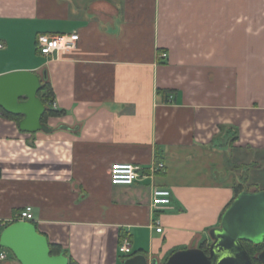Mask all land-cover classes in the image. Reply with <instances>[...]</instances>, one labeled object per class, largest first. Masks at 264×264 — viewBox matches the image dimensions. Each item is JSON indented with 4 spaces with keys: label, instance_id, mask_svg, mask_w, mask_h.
Wrapping results in <instances>:
<instances>
[{
    "label": "crops",
    "instance_id": "0c3cea01",
    "mask_svg": "<svg viewBox=\"0 0 264 264\" xmlns=\"http://www.w3.org/2000/svg\"><path fill=\"white\" fill-rule=\"evenodd\" d=\"M71 32L75 49L39 52ZM0 45V75L46 71L59 111L25 132L0 110V219L32 206L80 264H125V237L164 264L211 243L234 186L264 189V0H0ZM157 161L111 182L113 163Z\"/></svg>",
    "mask_w": 264,
    "mask_h": 264
},
{
    "label": "water",
    "instance_id": "95a60500",
    "mask_svg": "<svg viewBox=\"0 0 264 264\" xmlns=\"http://www.w3.org/2000/svg\"><path fill=\"white\" fill-rule=\"evenodd\" d=\"M33 71L18 70L0 75V107L21 119L25 132L49 131L43 122L47 106L39 96L43 79ZM209 250L186 248L173 252L164 264H255L244 241L264 242V189L240 192L225 209L220 225L210 230ZM0 247L9 250L20 264H69L66 252L52 254L48 237L31 221H15L0 233ZM264 264V250L258 255ZM125 264H159L143 254L129 256Z\"/></svg>",
    "mask_w": 264,
    "mask_h": 264
},
{
    "label": "built area",
    "instance_id": "2783aa9c",
    "mask_svg": "<svg viewBox=\"0 0 264 264\" xmlns=\"http://www.w3.org/2000/svg\"><path fill=\"white\" fill-rule=\"evenodd\" d=\"M80 35L78 32L71 33H56V34H40L37 38V46L39 52L46 57H54L60 51H70L77 47ZM1 47V45H0ZM163 57H167V53H163ZM53 107L56 103L53 102ZM164 162L157 161L151 164L145 173V168L140 164L133 162H116L113 163L110 170L111 182L116 185H131L148 176H153L157 172L164 170ZM172 192L165 187H155L152 193V204L157 209H163L171 205ZM13 220V219H12ZM16 221H35L33 207L25 206L16 216ZM159 224V226H157ZM156 230L161 232L163 228L160 223H155ZM3 220L0 219V233L4 228ZM119 251L126 256L134 255L132 243L129 237H125L119 245ZM9 259V250L2 249L0 251V261Z\"/></svg>",
    "mask_w": 264,
    "mask_h": 264
},
{
    "label": "trees",
    "instance_id": "16d2710c",
    "mask_svg": "<svg viewBox=\"0 0 264 264\" xmlns=\"http://www.w3.org/2000/svg\"><path fill=\"white\" fill-rule=\"evenodd\" d=\"M43 87L42 89L39 91V96L41 97L42 101L44 102L45 105H47V110L43 116V120L45 121L48 117L50 116H53V115H58L59 114V111H57L55 108H53L51 106V103L53 101V90H52V86H51V83L49 81V78L47 79H43ZM0 110L9 118H12V119H15V120H20L21 117L20 116H16V115H13L11 113H8L6 112L3 108L0 107ZM234 189V198L242 191L244 190H248V191H259V190H262L260 187H256V188H252V187H247V186H244L243 184H238L236 186L233 187ZM233 201V200H232ZM231 201V202H232ZM228 203L227 207L231 204ZM226 207V208H227ZM225 208V209H226ZM16 220H12V221H9L7 223L4 224V226H7L13 222H15ZM40 232V231H39ZM44 234V233H43ZM126 234H123V237L122 239L125 237ZM50 242V247H51V250H52V254H59L61 252H63V248L61 247V245L59 244H56V243H53L49 240ZM205 243H202L200 245V248L204 249L206 252H208L209 250V245H204ZM208 246V247H207ZM244 246L245 248L247 249V251L249 252V254L251 255L253 261L255 264H260V260L258 258V256H256V253H258V255L263 252L264 250V242L263 243H260V244H256V243H253V242H250V241H244ZM207 247V248H206ZM0 249H4V248H1ZM260 252V253H259ZM70 258V262L69 264H80L77 260H75L74 258L72 257H69Z\"/></svg>",
    "mask_w": 264,
    "mask_h": 264
},
{
    "label": "rangeland",
    "instance_id": "374dc122",
    "mask_svg": "<svg viewBox=\"0 0 264 264\" xmlns=\"http://www.w3.org/2000/svg\"><path fill=\"white\" fill-rule=\"evenodd\" d=\"M231 202V201H230ZM229 202V203H230ZM227 207V206H226ZM15 218H13V220H14ZM1 220H3V223L5 224V223H7V222H9V221H12V219H1ZM218 225H220V220L218 221ZM211 239V238H210ZM211 242H212V239H211ZM205 243V242H204ZM202 244V243H201ZM211 244V243H210ZM210 244H204V245H210ZM208 247V246H207ZM206 247V248H207ZM0 251H1V249H0ZM260 253V252H259ZM256 256H258V253H256ZM14 257V255L9 251V258H13Z\"/></svg>",
    "mask_w": 264,
    "mask_h": 264
},
{
    "label": "flooded vegetation",
    "instance_id": "af4514ba",
    "mask_svg": "<svg viewBox=\"0 0 264 264\" xmlns=\"http://www.w3.org/2000/svg\"><path fill=\"white\" fill-rule=\"evenodd\" d=\"M260 260V259H259ZM260 264H263V262L260 260Z\"/></svg>",
    "mask_w": 264,
    "mask_h": 264
}]
</instances>
